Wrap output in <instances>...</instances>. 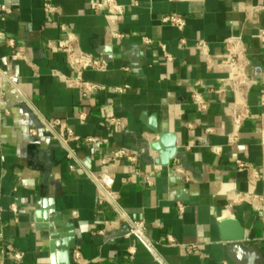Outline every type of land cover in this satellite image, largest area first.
I'll use <instances>...</instances> for the list:
<instances>
[{"label": "crops", "instance_id": "1", "mask_svg": "<svg viewBox=\"0 0 264 264\" xmlns=\"http://www.w3.org/2000/svg\"><path fill=\"white\" fill-rule=\"evenodd\" d=\"M91 1L52 0L57 12L47 13L43 0H0V72L17 80L13 86L0 74V232L5 244L24 252V258L0 257L6 264H51L48 235L36 229L31 212L38 200L53 198L64 219L74 224L71 264H236L227 253L229 238L235 235H241L243 246L253 249L264 264V138L258 119L264 82V38L259 35L264 0H138V5L117 0L123 15L115 27L90 8ZM3 5L9 13L3 14ZM169 13L186 20L183 30L161 21ZM62 24L75 33L84 51L107 59L106 71L83 72L84 79L105 85L104 90L83 97L67 85L75 73L65 53L48 46L64 36ZM112 30L123 37H113ZM238 34L251 54L248 73L255 84L248 99L254 115L244 124L240 141L229 146L227 104L234 94L221 82L226 72L208 68L196 43L206 41L218 60L225 53L224 40ZM144 37L153 42L145 44ZM159 43L166 45L171 60L164 58ZM15 51L25 59H13ZM133 62L140 64L141 73ZM123 84L130 88L117 94L114 87ZM221 87L224 92L217 93ZM194 91L206 109H198ZM113 116L123 120V128L108 123ZM152 117L157 132L148 125ZM52 118L62 122L58 133L65 134L67 126L81 138L100 136L107 141H71L75 158L69 159L67 148L42 127L43 119ZM160 132L175 134L177 148L185 154L170 161L175 176L184 178L180 184L170 182L169 167L154 162L158 151L151 145ZM212 146L222 150L215 153ZM118 147L134 152L138 162L99 163ZM237 159L250 167L239 170ZM88 172L100 175L119 193L130 218L144 220L157 257L135 236H117L126 226L122 222L103 231L105 220L113 215L97 209V190ZM225 223L235 225L225 229ZM168 234L184 246L171 245ZM130 246L135 247L134 255L128 252ZM74 250L81 253V263L74 259Z\"/></svg>", "mask_w": 264, "mask_h": 264}, {"label": "built area", "instance_id": "2", "mask_svg": "<svg viewBox=\"0 0 264 264\" xmlns=\"http://www.w3.org/2000/svg\"><path fill=\"white\" fill-rule=\"evenodd\" d=\"M138 0H132L133 5H138ZM44 10L47 13L57 12V6L52 3V0H43ZM90 8L97 13H102L110 27H115L120 21L123 15V6L117 0H92ZM263 8V7H259ZM257 8V9H259ZM3 14L10 12V9L3 5ZM4 19V16L2 17ZM161 21L165 24H169L183 30L186 25V20L177 13H169L161 18ZM61 30L64 33L63 37L57 40L48 42V46L51 48H57L65 53L66 60L71 70L75 73L72 78L67 80V85L73 88H77L81 91L83 97L95 94L98 91L104 90L105 85L89 81L84 79L83 72L86 70H95L99 72L106 71L108 69V61L104 56H96L94 54L84 51L78 42V38L70 31L64 24L61 26ZM112 36L115 38L123 37V34L117 30H112ZM0 35H4L0 32ZM259 35L264 38V28L259 30ZM145 44H151L153 41L148 37L143 38ZM9 43L14 44L13 40H9ZM163 52V56L166 60H171L172 55L167 51L166 45L163 43L158 44ZM225 53L218 60L214 59L209 45L204 40H199L196 43L197 49L205 59L208 68L217 67L226 72V75L221 78V82L229 86L230 90L234 94V98L227 104V110L231 120V130L227 134V144L233 146L237 144L241 139V132L244 124L253 117L254 112L249 102V93L252 90L255 82L254 78L248 73V68L251 65V54L248 47L244 43L243 36L241 34L228 36L224 40ZM13 59H25L24 54L19 51H15L12 55ZM264 61V54L262 56ZM2 79L10 81L13 86L17 85L16 77L8 74L6 71L0 72ZM130 88L129 84L117 85L114 90L117 94L125 93ZM217 93H223L224 89L218 88L215 90ZM193 98L197 104L198 109L204 110L207 107L206 102L202 99L199 93L193 92ZM260 106L262 111L258 115L260 121L261 130L264 138V82L262 84V92L260 95ZM80 121L84 122L86 115L81 113L79 115ZM108 123L117 127H124V122L119 117L108 118ZM62 124L59 118L43 119L42 127L44 131L50 133L54 139L59 140L65 148H67V157L74 159V149L69 147L71 141L82 140L85 143L94 144L99 141H107V139L100 136H85L83 138L75 134L70 127H65V134L58 133L56 128ZM211 131V129H207ZM211 150L215 153H219L221 146H212ZM116 160H125L130 165H135L138 162L137 155L125 147H118L111 150L108 154L101 156L99 163L106 165ZM236 164L239 170H245L250 167V164L246 161L237 159ZM72 169L75 168V164H71ZM87 177L95 184L97 190V209L99 212H111L113 216H110L105 220L104 230L110 231L116 227L118 223H124L128 227V232L125 235L135 236L143 243L148 250L157 257L155 248L151 241L146 236V226L144 220L132 219L122 209L120 205V196L100 175L94 172H88ZM146 182L148 186L152 185V179L150 175H147ZM13 211H17L15 205L12 206ZM179 210H184V205L179 203ZM264 221V212L261 215ZM4 234L0 232V254L5 255L6 258H12L16 261H21L24 258V252L14 248L11 245H6L3 241ZM168 242L173 246H184L175 241L172 235L168 234ZM264 243V238H263ZM192 249L196 251V246L191 245ZM128 252L132 255L136 253L135 247L130 246ZM74 259L81 263L83 261L81 253L78 250L73 252ZM0 264H6L4 258L0 257Z\"/></svg>", "mask_w": 264, "mask_h": 264}, {"label": "water", "instance_id": "3", "mask_svg": "<svg viewBox=\"0 0 264 264\" xmlns=\"http://www.w3.org/2000/svg\"><path fill=\"white\" fill-rule=\"evenodd\" d=\"M109 50L105 49L104 53ZM133 68H137L141 73V66L138 62L131 63ZM147 114L143 112L142 119H147ZM148 125L150 129L157 132V124L155 117L149 118ZM157 142L151 146L158 151V156L154 159L156 165L169 167L168 172L170 182L174 181L176 184L183 182V177H176V170L170 166V161L177 158H184V152L178 150L176 145V135L170 132H160ZM184 196L187 195V190L182 191ZM31 215L35 221V227L38 230L44 231L48 235L49 249H50V263L51 264H71L70 262V248L75 244L74 224L64 219L63 212L56 207L55 199H41L35 203ZM234 223H225L223 228L227 229L234 226ZM128 232V227L116 233L117 236L125 235ZM241 235H235L232 242L227 247L229 257L236 264H259L262 259L253 249L245 248L240 242Z\"/></svg>", "mask_w": 264, "mask_h": 264}]
</instances>
